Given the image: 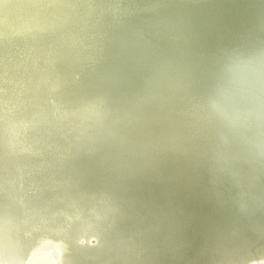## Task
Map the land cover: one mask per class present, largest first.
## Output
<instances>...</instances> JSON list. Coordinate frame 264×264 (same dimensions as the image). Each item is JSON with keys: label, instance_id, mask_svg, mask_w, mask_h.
I'll return each mask as SVG.
<instances>
[{"label": "bare ground", "instance_id": "1", "mask_svg": "<svg viewBox=\"0 0 264 264\" xmlns=\"http://www.w3.org/2000/svg\"><path fill=\"white\" fill-rule=\"evenodd\" d=\"M255 51L264 0H0V264H264V123L207 108Z\"/></svg>", "mask_w": 264, "mask_h": 264}, {"label": "clouds", "instance_id": "2", "mask_svg": "<svg viewBox=\"0 0 264 264\" xmlns=\"http://www.w3.org/2000/svg\"><path fill=\"white\" fill-rule=\"evenodd\" d=\"M209 112L228 127L264 123V52L225 58L207 100Z\"/></svg>", "mask_w": 264, "mask_h": 264}, {"label": "water", "instance_id": "3", "mask_svg": "<svg viewBox=\"0 0 264 264\" xmlns=\"http://www.w3.org/2000/svg\"><path fill=\"white\" fill-rule=\"evenodd\" d=\"M103 205H105V204L103 203ZM83 207H84V206L81 204L80 208H83ZM81 238H88V236H87V237H86V236H85V237H80L79 240H77L78 244H77V243H76V244H77L78 246L82 247V248H95V247L98 246V242H97V241H96L97 243L93 244L92 246H91L90 244H85V245H84V244H81V243H80V239H81ZM89 238H90V239L92 238V239L95 241V237H94V236H91V237H89Z\"/></svg>", "mask_w": 264, "mask_h": 264}]
</instances>
